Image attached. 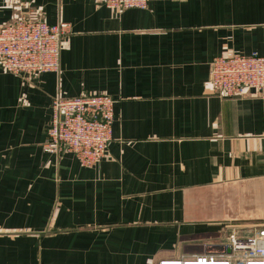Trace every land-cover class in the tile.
Wrapping results in <instances>:
<instances>
[{
    "label": "crops",
    "instance_id": "obj_1",
    "mask_svg": "<svg viewBox=\"0 0 264 264\" xmlns=\"http://www.w3.org/2000/svg\"><path fill=\"white\" fill-rule=\"evenodd\" d=\"M71 26L60 71L0 69V264H158L264 223V92H216L211 63L264 56V0H0V28ZM116 100L98 164L44 144L56 98Z\"/></svg>",
    "mask_w": 264,
    "mask_h": 264
},
{
    "label": "built area",
    "instance_id": "obj_2",
    "mask_svg": "<svg viewBox=\"0 0 264 264\" xmlns=\"http://www.w3.org/2000/svg\"><path fill=\"white\" fill-rule=\"evenodd\" d=\"M107 8L121 12L146 9L150 0H103ZM71 33L67 22L49 24L23 19L0 28V69L23 77L59 72L64 39ZM213 89L238 98L246 90L264 92V56L231 54L211 63ZM116 100L107 94L56 98L47 129V152L72 153L84 167L98 164L113 139ZM158 264H264V227L252 236L230 234L226 248L217 253L162 259Z\"/></svg>",
    "mask_w": 264,
    "mask_h": 264
},
{
    "label": "rangeland",
    "instance_id": "obj_3",
    "mask_svg": "<svg viewBox=\"0 0 264 264\" xmlns=\"http://www.w3.org/2000/svg\"><path fill=\"white\" fill-rule=\"evenodd\" d=\"M244 225H246V226L244 227L246 231H247V230H249V231L253 230L254 233H255L259 228L264 227V223L244 224ZM254 233H253V234H254Z\"/></svg>",
    "mask_w": 264,
    "mask_h": 264
}]
</instances>
